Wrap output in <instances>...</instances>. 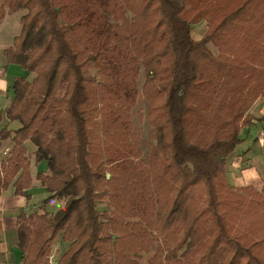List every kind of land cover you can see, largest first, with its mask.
<instances>
[{"label": "trees", "instance_id": "1", "mask_svg": "<svg viewBox=\"0 0 264 264\" xmlns=\"http://www.w3.org/2000/svg\"><path fill=\"white\" fill-rule=\"evenodd\" d=\"M102 5L0 0V22L30 9L5 50L8 62L31 72L52 61L32 82L15 79L7 116L20 126L0 166V194L15 178L16 193L31 186L30 140L35 160L48 161L37 178L51 198L65 199L54 213L19 216L24 263L50 264L52 242L64 233L71 245L56 264H141L155 243L148 264H264V195L235 189L227 177L228 158L252 121L249 103L264 93V0H135L128 4L135 20L111 25ZM204 19L209 30L195 41L191 29ZM90 63L96 78L85 76ZM62 64L73 87L64 111L53 97L66 81ZM141 66L154 143L148 164L130 167L110 154L129 145ZM104 198L109 209L100 212Z\"/></svg>", "mask_w": 264, "mask_h": 264}, {"label": "crops", "instance_id": "2", "mask_svg": "<svg viewBox=\"0 0 264 264\" xmlns=\"http://www.w3.org/2000/svg\"><path fill=\"white\" fill-rule=\"evenodd\" d=\"M24 13V10L7 12L0 22V131L3 128L11 131L10 137L0 138V166L3 162L6 163L11 156V150L15 145L14 131L20 126L18 121L9 120L6 109L14 97L15 79L19 76L27 77V70L21 65L9 63L5 50L12 47L16 37L20 35L21 19ZM204 31L205 25L200 23L192 27L191 35L194 39H200ZM248 113L251 114L252 121L242 127L241 141L228 158L227 177L235 187L254 186L259 190H264V95L251 104ZM25 145L30 154L28 159L32 183L25 189V193L18 194L14 186L15 178L6 189L1 191L0 264H25L24 254L19 248L18 220L21 213L26 215L50 214L63 206L62 204L59 206L57 198H51L52 193L37 178L39 173H48V161L43 159L37 162L35 160L37 147L30 140L25 141ZM60 244L68 245L69 242L63 243L59 240ZM56 262L55 253H50L49 263L56 264Z\"/></svg>", "mask_w": 264, "mask_h": 264}, {"label": "rangeland", "instance_id": "3", "mask_svg": "<svg viewBox=\"0 0 264 264\" xmlns=\"http://www.w3.org/2000/svg\"><path fill=\"white\" fill-rule=\"evenodd\" d=\"M89 1L90 2L95 1V2H98L100 4L101 3L104 4V5H102L103 7H101V11L103 10V16H104L105 20L107 21V23H109V25H111L112 23H120L121 24L122 20L120 18L122 16H126V17L130 18L132 21L135 20L134 17L136 15V13L133 12V10H131L128 6L129 2L133 3L135 0H99V1L98 0H89ZM106 3L110 4V8L105 6ZM21 10H24V12H25L24 15H25L29 12L30 9L29 8H23ZM9 13H12V12H9ZM33 13L36 14L37 16H39L38 19L40 18V15L37 12V9H34L32 11V14ZM39 22L42 23V20H39ZM21 23H22V21H21ZM200 23H203L205 25V31H204V34L202 35V37L200 39H196V38L194 39V37L191 35L195 41L202 40L209 30V23L206 19H204L203 21H201L197 24H194L193 28H194V26H196ZM60 24L66 25V22L64 20H60ZM22 27H23V23H22ZM191 31H192V29H191ZM207 47L214 56H216V57L219 56L220 51H219L218 46H216L212 42H209L207 44ZM54 55H56V50H55V47L53 46V48L51 50V54H49V56H54ZM51 62L52 61H48V62H44V63L42 61L38 62V66L36 67V69L31 70V72L27 71L26 79L28 81L32 82L35 78L39 77V75H41L42 72H44V71L48 72V70H50V67L52 64ZM29 64H31V61ZM11 70H12L11 72H13L12 68H11ZM97 71H98V69L95 66V64L90 63L85 68V76L87 78H96V77H98ZM60 73H61V75L66 76V81H64L63 83H61L57 86L53 97L58 101L57 103H58L59 107L62 108L64 111L66 106H67L68 96L72 93V90H73L72 83L70 81V79L72 80V77H71L72 72L71 71L67 72L65 65L62 64V65H60ZM12 74H11V76H13ZM136 80H137V101H136L135 106H133V108L131 110L132 128H131L130 133H129L130 134L129 145H128L127 149L126 148L123 149V152L121 154H115V155L110 154V158H114V159L121 158L124 160V162L128 163L130 167H133V164L140 163V162L148 164L150 146L152 143H154V140L151 136V126L148 122V115L150 112V110H149L150 104H149V101L143 92V84L145 82L144 67H142V66L140 67L139 75H138ZM261 95H264V93L260 94L259 97ZM34 97L36 98L37 94L34 95ZM254 101L249 103V107L251 106V104ZM11 103H12V101H11ZM11 103H10V105H11ZM7 109H6V113H7ZM247 114H249L248 110H247ZM250 116H251V114H250ZM9 120H11V119L9 118ZM16 124H18V123H16ZM30 147H31V145H30ZM101 149H104V147H102ZM11 152H12V150H11ZM28 155L30 156V154H28ZM109 169H110V167L107 168V170H109ZM107 174H109L108 177H110V173H107ZM234 188L239 189V187H235V186H234ZM253 188L256 191H258L259 193L264 195V190H259V189L255 188L254 186H253ZM57 200H58V204H60L59 206H61V204L62 205L65 204L64 198L63 199L57 198ZM108 201H109L108 198L98 200L97 209L100 212H105V210L109 209L108 208L109 207ZM261 211L264 212L263 210H261ZM251 221H252V219L250 218V216H247L246 222H251ZM236 228H239V226L237 224L234 227V231H236ZM63 235H64V233L59 234L54 239V241L52 242L51 253L52 252L55 253L56 261H59L61 259L62 255L67 251V248H69L71 245L70 242L68 245H63V244L59 245V240H61V242L63 241V243L65 242V240H64L65 238ZM155 251H156V243L153 245V248L149 253H143L142 254L143 257L140 260V263L141 264H148L149 259L153 256Z\"/></svg>", "mask_w": 264, "mask_h": 264}, {"label": "water", "instance_id": "4", "mask_svg": "<svg viewBox=\"0 0 264 264\" xmlns=\"http://www.w3.org/2000/svg\"><path fill=\"white\" fill-rule=\"evenodd\" d=\"M107 176H109V174H107Z\"/></svg>", "mask_w": 264, "mask_h": 264}]
</instances>
